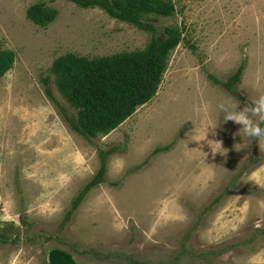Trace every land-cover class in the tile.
I'll use <instances>...</instances> for the list:
<instances>
[{
  "label": "rangeland",
  "instance_id": "374dc122",
  "mask_svg": "<svg viewBox=\"0 0 264 264\" xmlns=\"http://www.w3.org/2000/svg\"><path fill=\"white\" fill-rule=\"evenodd\" d=\"M166 1L152 32L72 0H0V48L14 52L0 78V264H264V140L218 107L264 95V0ZM38 3L56 11L46 26L28 16ZM167 26L181 40L156 93L107 132H76L45 92L77 113L55 59L142 51ZM240 67L233 91L215 82ZM100 152L106 180L73 210Z\"/></svg>",
  "mask_w": 264,
  "mask_h": 264
},
{
  "label": "trees",
  "instance_id": "16d2710c",
  "mask_svg": "<svg viewBox=\"0 0 264 264\" xmlns=\"http://www.w3.org/2000/svg\"><path fill=\"white\" fill-rule=\"evenodd\" d=\"M82 7H100L109 15L134 24L136 27L155 32L154 21L158 16L174 13L171 1L166 0H72ZM28 16L37 24L46 26L56 11L38 3L28 9ZM164 34L154 36L148 47L138 52H121L105 57H82L67 53L52 64L54 83L77 113L69 112L56 99L51 87L45 92L62 110L70 126L87 139L107 132L130 115L137 105L149 100L157 91L161 76L167 67L168 53L181 40V30L175 26L164 27ZM14 52L0 48V78L11 68ZM243 67L223 82L216 83L230 91L240 81ZM44 84H50L46 76ZM236 94V93H235ZM101 154L102 165L96 175L84 185L73 200V210L79 207L87 193L106 180V158ZM105 155V152H104ZM71 212L65 218L69 219ZM67 221L61 222L65 226ZM145 264V263H140Z\"/></svg>",
  "mask_w": 264,
  "mask_h": 264
},
{
  "label": "clouds",
  "instance_id": "9594fccd",
  "mask_svg": "<svg viewBox=\"0 0 264 264\" xmlns=\"http://www.w3.org/2000/svg\"><path fill=\"white\" fill-rule=\"evenodd\" d=\"M218 107L224 112V121L241 125L240 130L250 140H264V127H261L264 125V95L259 96L251 105L246 104L241 110L230 111L224 104ZM257 226L259 227V224ZM229 255L230 253H225L222 259L227 260Z\"/></svg>",
  "mask_w": 264,
  "mask_h": 264
}]
</instances>
